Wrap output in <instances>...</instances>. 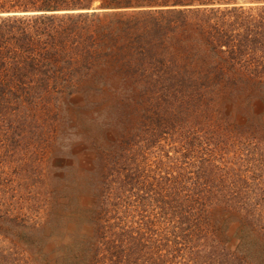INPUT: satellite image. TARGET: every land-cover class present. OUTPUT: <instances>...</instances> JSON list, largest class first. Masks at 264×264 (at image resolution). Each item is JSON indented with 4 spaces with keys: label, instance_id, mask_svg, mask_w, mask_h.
I'll return each mask as SVG.
<instances>
[{
    "label": "trees",
    "instance_id": "obj_1",
    "mask_svg": "<svg viewBox=\"0 0 264 264\" xmlns=\"http://www.w3.org/2000/svg\"><path fill=\"white\" fill-rule=\"evenodd\" d=\"M75 145L95 201L1 181L0 263L264 264V0H0L1 164Z\"/></svg>",
    "mask_w": 264,
    "mask_h": 264
},
{
    "label": "rangeland",
    "instance_id": "obj_2",
    "mask_svg": "<svg viewBox=\"0 0 264 264\" xmlns=\"http://www.w3.org/2000/svg\"><path fill=\"white\" fill-rule=\"evenodd\" d=\"M248 5V4H247ZM62 143L67 145L64 139H62ZM256 142L251 141L250 146L254 145ZM258 147V146H257ZM264 149V147L262 146ZM50 151L56 153L57 161H54L52 164L49 159L46 157L43 162H41L40 167H31L28 170V174L20 178L16 176L12 171V169L3 165L0 162V182L3 180L8 181L6 185L8 189L13 190V199L11 201L14 202H22L25 199H28L29 208L23 210L24 213L33 211L35 214L38 212V207L36 205L37 200L42 201V205L47 208H52V203L55 200H58L57 206V215H60V218L67 217L69 213L75 211L76 206H71L69 210H66L64 205L67 203V198H82L85 203H92L95 201L96 196L91 195L90 198L75 196V194L80 195V191L83 189V181L86 174H88L87 169L84 167H89V164H84L83 162V152L80 146L75 145L67 148L57 149L56 147H51ZM39 152L44 154L43 148H40ZM260 154V150L256 151L253 146L249 152V158L251 159V163L255 164L254 166L260 165L261 161L264 162L263 159L256 163V160L259 159L257 156ZM49 157V156H48ZM249 163L245 164L244 170H246ZM7 166L8 168H4ZM254 170V169H253ZM86 173V174H85ZM100 171L97 168H94V171L91 175V179L96 177V174H99ZM93 194V191H92ZM89 199L88 201H85ZM15 205V204H14ZM21 205V204H20ZM17 206V205H16ZM74 216L73 214H71ZM222 213L220 210H214L211 214L213 221H220ZM69 221L67 218L64 219ZM64 220L59 221L58 225H64ZM70 223V222H69ZM68 225V224H67ZM70 224L69 226H71ZM42 234L49 235L51 237L54 236L55 230L52 231L50 227L45 226ZM51 241V249L55 246V242L52 240H45L43 243V248H47L49 242ZM1 244V242H0ZM46 244V245H45ZM18 245H23L22 243H18ZM50 249V250H51ZM47 251V250H46ZM3 264V263H0ZM20 264V263H17ZM28 264H36V263H28Z\"/></svg>",
    "mask_w": 264,
    "mask_h": 264
}]
</instances>
